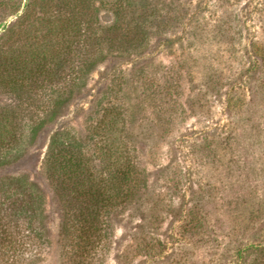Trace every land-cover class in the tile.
Returning a JSON list of instances; mask_svg holds the SVG:
<instances>
[{"label": "rangeland", "instance_id": "obj_1", "mask_svg": "<svg viewBox=\"0 0 264 264\" xmlns=\"http://www.w3.org/2000/svg\"><path fill=\"white\" fill-rule=\"evenodd\" d=\"M1 64L49 77L37 91L24 82L20 98L0 77V144L19 139L55 92L79 86L0 169L44 199L45 234L27 240L25 258L65 264L61 243L90 248L61 242V206L43 172L50 137L65 131L97 176L121 151L138 174L125 202L98 211L102 240L87 264H264V0H0Z\"/></svg>", "mask_w": 264, "mask_h": 264}, {"label": "trees", "instance_id": "obj_2", "mask_svg": "<svg viewBox=\"0 0 264 264\" xmlns=\"http://www.w3.org/2000/svg\"><path fill=\"white\" fill-rule=\"evenodd\" d=\"M85 27L87 28V26ZM117 28L114 27L113 29L117 30ZM142 30L144 31L143 27ZM143 31H140L138 34L140 36L144 34L145 36L146 32ZM100 42L101 40L98 43ZM111 43L109 48H113V44H116V42ZM61 59L57 62L58 66L55 67V73L59 72V69L61 71L63 65H67L68 63L66 59ZM102 59H104L103 55L94 61L86 59L88 61L84 62L86 67L85 72H89L93 68L94 63L102 61ZM2 64L0 65V77L3 79L10 78L11 91L18 98H20L24 82L28 81L30 84L29 90L34 89L35 91L40 88V86H35L37 81L40 80L42 83L48 80L47 77H49L48 74H44L46 72L43 69H37L34 72L25 71L22 68L21 70L16 68V70H11L10 68L3 67ZM78 88L79 86L73 84L66 91L61 92L58 90L55 92L56 97H51L50 102L47 105H43L44 113L41 117L35 118L34 115L29 116L28 123L25 124L26 131L20 135L19 139L11 132V139L7 140L5 144H0V169L21 156L26 147L34 142L37 134L61 115L62 109L71 101L73 91ZM64 94L67 95L66 98L63 97ZM96 107H101L102 109L101 101L96 104ZM113 110L116 109H111V111ZM12 114L13 112H10L8 115L5 114L2 118L5 120L12 118ZM20 148L24 149L21 150ZM83 149L79 139L68 138L65 131H58L50 137L43 158L44 176L53 187L61 206L63 216L61 242L74 238L75 241L72 246L75 248H79L81 244L90 245L89 249L82 250V255L78 250L73 251L71 246L61 243V259L62 263L65 264H87V260L83 258L84 254H89L90 250L94 254L96 246L102 240V235L99 231L104 226L102 225V220L99 219L98 211H106L108 207L117 206L123 203V201L125 202L129 195L127 190L133 188L138 179L135 168L130 165L131 163L129 160L127 161V156L122 151L119 152V160L116 164L117 166L119 164V166L108 176H103L102 174L97 176L98 173H96L95 168L89 165L88 156ZM96 177H98L97 180ZM83 180L89 186L84 187L82 184ZM132 184L133 186H131ZM69 190L72 191L71 194L80 191L74 200L75 206L65 197V191ZM78 196L82 198V201L78 200ZM118 198H121V201H117ZM124 198L126 199L124 200ZM43 204L44 199L38 188L26 177H0V264L35 263L28 257L25 258L23 251L28 248L26 246L28 241L34 238H42L45 234L42 220ZM39 216L41 217L38 218ZM25 218H27L25 222L28 225L24 228L27 233L25 234L27 239H23V236H21L23 232L17 226ZM35 221H38V224L34 230L33 224ZM13 228L19 231L16 234H19L18 238H21L20 241L12 237L11 230ZM29 253L33 255L34 252L30 251ZM85 256L90 259L88 255Z\"/></svg>", "mask_w": 264, "mask_h": 264}]
</instances>
